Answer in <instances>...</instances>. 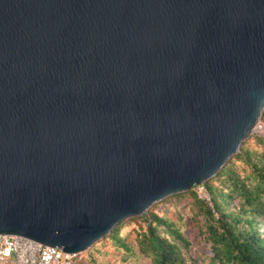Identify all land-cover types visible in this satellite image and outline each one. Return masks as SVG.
Instances as JSON below:
<instances>
[{
  "label": "water",
  "instance_id": "obj_1",
  "mask_svg": "<svg viewBox=\"0 0 264 264\" xmlns=\"http://www.w3.org/2000/svg\"><path fill=\"white\" fill-rule=\"evenodd\" d=\"M263 111L264 0H0V233L82 253Z\"/></svg>",
  "mask_w": 264,
  "mask_h": 264
},
{
  "label": "trees",
  "instance_id": "obj_2",
  "mask_svg": "<svg viewBox=\"0 0 264 264\" xmlns=\"http://www.w3.org/2000/svg\"><path fill=\"white\" fill-rule=\"evenodd\" d=\"M197 186L125 219L101 241L135 252L144 264H264V136L244 140L222 169L200 184L209 200ZM171 204H183L186 216L179 211H174L178 219L169 216ZM182 220L195 227V243L183 232ZM134 223L129 243L122 231Z\"/></svg>",
  "mask_w": 264,
  "mask_h": 264
},
{
  "label": "built area",
  "instance_id": "obj_3",
  "mask_svg": "<svg viewBox=\"0 0 264 264\" xmlns=\"http://www.w3.org/2000/svg\"><path fill=\"white\" fill-rule=\"evenodd\" d=\"M253 133L264 136V123L259 120ZM200 197L209 200L207 192L198 185ZM74 254L64 252L56 246L43 245L32 239L0 233V264H72Z\"/></svg>",
  "mask_w": 264,
  "mask_h": 264
},
{
  "label": "rangeland",
  "instance_id": "obj_4",
  "mask_svg": "<svg viewBox=\"0 0 264 264\" xmlns=\"http://www.w3.org/2000/svg\"><path fill=\"white\" fill-rule=\"evenodd\" d=\"M204 192L206 191L204 190ZM182 206L183 204L169 205V216H171L173 219H178V215H176L174 211L182 212V214L184 213V216H186V208L184 206L182 211ZM182 222L183 232L189 237L192 243H195L196 231L192 222H189V220H182ZM134 224L126 226L122 231V235L126 237V242L131 243L130 241L134 238L133 229L136 227V224ZM195 247L197 250L203 249V247L200 245H196ZM143 261L144 259L138 257L135 252H130L122 247L118 248L110 240H105L103 242L100 239L84 252L77 254V257L73 262L75 264H144Z\"/></svg>",
  "mask_w": 264,
  "mask_h": 264
}]
</instances>
